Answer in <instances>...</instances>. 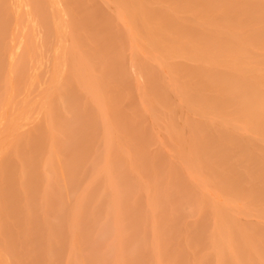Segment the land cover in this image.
<instances>
[{
    "label": "bare ground",
    "instance_id": "bare-ground-1",
    "mask_svg": "<svg viewBox=\"0 0 264 264\" xmlns=\"http://www.w3.org/2000/svg\"><path fill=\"white\" fill-rule=\"evenodd\" d=\"M0 264H264V0H0Z\"/></svg>",
    "mask_w": 264,
    "mask_h": 264
}]
</instances>
